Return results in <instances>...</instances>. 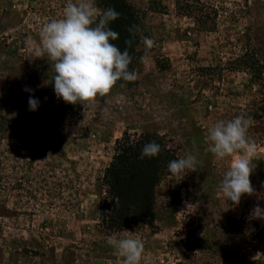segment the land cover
Instances as JSON below:
<instances>
[{
    "label": "rangeland",
    "instance_id": "374dc122",
    "mask_svg": "<svg viewBox=\"0 0 264 264\" xmlns=\"http://www.w3.org/2000/svg\"><path fill=\"white\" fill-rule=\"evenodd\" d=\"M67 2L0 0V99L16 102L0 106V264H122L106 238L124 230L143 241L140 264H264V220L249 219L257 196L225 202L218 185L232 158L215 159L205 142L217 121L250 116V180L264 197V0H123L138 28L137 79L85 108L57 99L38 55L42 27ZM144 37L155 46L141 60ZM29 95L47 121L29 112ZM124 138L155 140L166 158L152 218L122 229L107 218L115 202L103 178ZM186 153L197 171L176 183L167 166Z\"/></svg>",
    "mask_w": 264,
    "mask_h": 264
},
{
    "label": "clouds",
    "instance_id": "9594fccd",
    "mask_svg": "<svg viewBox=\"0 0 264 264\" xmlns=\"http://www.w3.org/2000/svg\"><path fill=\"white\" fill-rule=\"evenodd\" d=\"M118 17L119 13L113 8H98L96 0H79L78 3L68 0L62 18L53 19L42 27L38 55L51 62L55 72L51 82H54L57 99L85 108L99 102L100 98H107L118 81H123L120 86L124 87L127 82L137 79L136 71L129 69L132 57L127 48L131 47L132 39L125 40L127 47L123 51L114 43L119 39V33L112 30L110 24ZM137 31V26L128 29L130 37ZM143 44L145 56L141 60L147 58V52L155 46V41L144 37ZM24 91L31 92L27 88ZM39 103L37 98L29 95V111L35 112ZM253 123L250 116L243 115L217 121L207 129L205 142L215 159L232 158L218 185L225 202L239 205L242 197L257 196L249 219L264 220V207L259 204L264 197L256 192L250 180L256 167L253 163L256 145L248 137ZM160 151L159 144L149 142L143 146L139 159L156 157ZM197 164V156L186 153L170 161L167 167L173 180L179 183L188 173L197 171ZM185 206L193 208L198 206V202L186 201ZM124 231L128 233L127 238L113 235L107 237L106 242L122 258V264H140L144 253L143 241Z\"/></svg>",
    "mask_w": 264,
    "mask_h": 264
},
{
    "label": "trees",
    "instance_id": "16d2710c",
    "mask_svg": "<svg viewBox=\"0 0 264 264\" xmlns=\"http://www.w3.org/2000/svg\"><path fill=\"white\" fill-rule=\"evenodd\" d=\"M103 9L113 8L119 13L118 19L111 22L112 30L119 33V39L114 43L121 49L125 50V40L131 38L132 45L127 48L130 56L134 57V43L135 37H130L128 29L135 26V18L131 9L126 6L123 0H97ZM130 66V65H129ZM123 83V81H118ZM7 96L2 94L0 99V106H15V101L5 102ZM10 97V96H9ZM29 98L26 100L28 101ZM42 107L39 103L38 109L33 112L36 113ZM28 109V103H27ZM29 110V109H28ZM32 113L31 111H29ZM39 116L44 120H48L47 114L43 111L38 112ZM4 120V117L0 118ZM43 120V121H44ZM28 121L25 122L27 124ZM33 122V121H29ZM12 132L19 130L15 123H8ZM3 122L0 123V134ZM126 138L118 141V152L114 157L112 165L106 170L103 185L106 187V193L112 197L111 202L114 206L109 210L108 220L112 218L115 220L116 226L123 228L132 227L135 223L141 224L143 221H148L153 216L154 210V190L160 182L162 176V168L166 158L164 150L153 158L139 159L143 146L149 142L157 141L152 139H145L141 143H131ZM125 142L122 146L120 144ZM161 148V145H160ZM257 239L262 245V255L264 257V223L258 226L255 230Z\"/></svg>",
    "mask_w": 264,
    "mask_h": 264
}]
</instances>
